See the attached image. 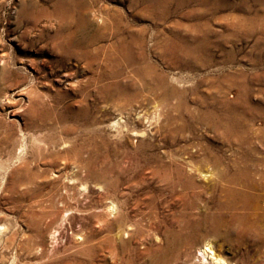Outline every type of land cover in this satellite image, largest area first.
<instances>
[{
	"label": "rangeland",
	"instance_id": "1",
	"mask_svg": "<svg viewBox=\"0 0 264 264\" xmlns=\"http://www.w3.org/2000/svg\"><path fill=\"white\" fill-rule=\"evenodd\" d=\"M207 244L264 264V0H0V264Z\"/></svg>",
	"mask_w": 264,
	"mask_h": 264
},
{
	"label": "bare ground",
	"instance_id": "2",
	"mask_svg": "<svg viewBox=\"0 0 264 264\" xmlns=\"http://www.w3.org/2000/svg\"><path fill=\"white\" fill-rule=\"evenodd\" d=\"M57 8V7H56ZM191 55V54H190ZM185 56V55H184ZM189 57V56H188ZM90 65H91V63L90 62H86V65H85V67H84V70H83V72H85V73H87V72H91V69H90ZM150 68V67H149ZM139 69V68H138ZM152 69V68H151ZM135 70H137V68L135 69ZM135 70H133V71H135ZM141 71V70H140ZM168 85V84H167ZM150 86V85H149ZM146 87V86H145ZM162 87V86H161ZM152 88V87H151ZM170 88V87H169ZM172 88V87H171ZM155 89V88H154ZM171 90H173V89H171ZM149 91V90H148ZM152 91V90H151ZM150 91V92H151ZM174 91V90H173ZM173 91H171V93L173 92ZM179 91V90H178ZM179 93H180V91H179ZM215 93V92H214ZM208 94V93H207ZM170 96V95H169ZM173 96H174V94H173ZM201 98V97H200ZM208 98V97H207ZM202 100V99H201ZM204 100H206V99H204ZM181 102V101H180ZM204 102V101H203ZM223 122V121H222ZM187 127V126H186ZM108 209L109 210H114L115 209V206L113 205V204H111L110 206H108ZM200 252L203 254V255H210L211 256V258L213 259L212 261H214L215 262V264H224L225 263V260H223L220 256H219V254H217L216 252H215V250L212 248V246L210 245V244H207L205 247H203L201 250H200ZM208 257V256H207Z\"/></svg>",
	"mask_w": 264,
	"mask_h": 264
}]
</instances>
